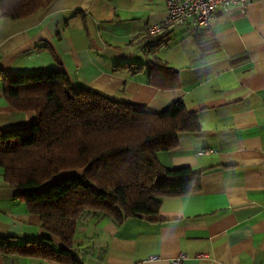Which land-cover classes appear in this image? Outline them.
Masks as SVG:
<instances>
[{
	"label": "crops",
	"instance_id": "0c3cea01",
	"mask_svg": "<svg viewBox=\"0 0 264 264\" xmlns=\"http://www.w3.org/2000/svg\"><path fill=\"white\" fill-rule=\"evenodd\" d=\"M166 2L55 0L22 19L2 17L0 9V132L37 119L6 100L4 76L13 74L62 66L75 90L154 113L184 101L202 130L180 134L179 147L158 159L167 169L201 171V190L164 198L156 216L120 226L84 216L77 257L83 264H172L184 254L182 264H264V0H250L245 12L221 10L207 28L188 24L152 39L149 28L166 17ZM155 63L176 71L178 84L152 85V76L165 80ZM45 236L40 216L0 167V240L24 245ZM0 264L54 263L0 253Z\"/></svg>",
	"mask_w": 264,
	"mask_h": 264
},
{
	"label": "trees",
	"instance_id": "16d2710c",
	"mask_svg": "<svg viewBox=\"0 0 264 264\" xmlns=\"http://www.w3.org/2000/svg\"><path fill=\"white\" fill-rule=\"evenodd\" d=\"M55 0H0L1 15L22 19L48 8ZM119 68H130L121 65ZM141 69L138 66L134 70ZM164 73L160 83L174 87L176 71L155 63ZM5 98L15 109L36 113L29 126L0 132V167L5 180L40 216L47 236L20 245L0 240V253L40 258L54 264H83L75 240L88 214L122 225L126 220L154 217L164 198L201 190V171L165 168L161 152L179 147V135L198 133L202 125L177 101L160 113L123 104L100 93L77 91L61 66L58 70L4 76ZM56 238L62 247H56Z\"/></svg>",
	"mask_w": 264,
	"mask_h": 264
},
{
	"label": "built area",
	"instance_id": "2783aa9c",
	"mask_svg": "<svg viewBox=\"0 0 264 264\" xmlns=\"http://www.w3.org/2000/svg\"><path fill=\"white\" fill-rule=\"evenodd\" d=\"M250 0H167V14L160 22L149 28V37L162 38L188 24L196 28H207L221 10L238 9L245 12ZM210 153V150L200 152ZM203 257V256H201ZM187 258L181 254L172 264H182Z\"/></svg>",
	"mask_w": 264,
	"mask_h": 264
}]
</instances>
